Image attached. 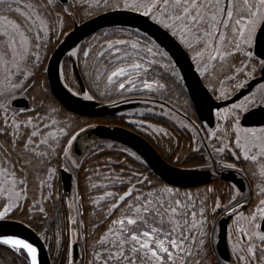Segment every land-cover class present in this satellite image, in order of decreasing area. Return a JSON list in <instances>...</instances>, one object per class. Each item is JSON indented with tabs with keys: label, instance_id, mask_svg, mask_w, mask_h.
Instances as JSON below:
<instances>
[{
	"label": "snow or ice",
	"instance_id": "obj_1",
	"mask_svg": "<svg viewBox=\"0 0 264 264\" xmlns=\"http://www.w3.org/2000/svg\"><path fill=\"white\" fill-rule=\"evenodd\" d=\"M109 12L133 13L160 36L104 31L69 52L70 63L83 60L101 96L139 94L152 105L139 116L167 117L190 133L185 152L159 122L129 121L175 145L166 149L171 175L133 167L143 161L127 149L119 150L124 159L101 158L96 141L81 153L95 125L67 117L49 93L48 52L69 21ZM172 49L197 75L210 123L197 124L188 103L178 123L170 115L171 102L188 96ZM73 71L65 65L64 87L94 100ZM190 165L214 179L190 189L182 178ZM62 172L70 195L58 193ZM222 220L226 258L218 252ZM33 226L58 264H264V0H0V248L13 264H40L25 234Z\"/></svg>",
	"mask_w": 264,
	"mask_h": 264
},
{
	"label": "water",
	"instance_id": "obj_2",
	"mask_svg": "<svg viewBox=\"0 0 264 264\" xmlns=\"http://www.w3.org/2000/svg\"><path fill=\"white\" fill-rule=\"evenodd\" d=\"M112 27L139 28L142 32L148 30L149 35H153L154 39L160 36V31H157L156 27L153 26L150 21L145 22L143 18L127 12L100 13L84 22L73 24V28L64 36L63 40L50 56L47 65L49 70L48 82L50 91L67 111L83 117L101 118L117 116L128 111L149 107L148 104L141 101L117 103H103L97 100L88 101L83 99L80 95H73L72 92H69L64 87L65 82L61 74V65L63 60L69 56L68 53L74 48L79 47L86 39L95 33ZM172 52L173 58L177 59L179 71L185 74L186 88L200 119L210 123L214 118L209 116L208 105L202 102L204 92L198 83L197 75L191 69L189 61L184 56L180 55L176 49H172ZM70 59L73 60L74 58L70 57ZM73 68L81 88L86 91L77 63L73 64ZM210 103L218 102L212 101ZM91 141L124 145L139 155L154 174L160 178H162L161 174L165 176L172 174L169 172V169L174 168V166L165 161L145 138L129 129L120 126L111 127L101 124L88 129V131L83 134V139L81 140V153L86 154L85 146L90 144ZM182 172L183 181L189 188L202 186L201 181L212 180V177L203 171L189 169L187 171L182 170ZM60 178L63 193L70 195L72 193V181H70L69 176L63 172L60 174ZM227 224L228 221L222 220L219 225L218 252L222 258H226L230 252V246L227 240ZM16 230L19 231V229ZM25 234L29 235L37 242V246L40 248V264H52L47 245L44 240L39 238L38 232H29L25 230Z\"/></svg>",
	"mask_w": 264,
	"mask_h": 264
},
{
	"label": "trees",
	"instance_id": "obj_3",
	"mask_svg": "<svg viewBox=\"0 0 264 264\" xmlns=\"http://www.w3.org/2000/svg\"><path fill=\"white\" fill-rule=\"evenodd\" d=\"M77 20L79 22H84V21H86L88 19H85V20L81 21L79 16H77ZM69 25L70 26L68 27L67 32L70 31L72 29V27H73V24L71 23V21H69ZM123 28H127V27H112V28H107V29L101 30V31L97 32L96 34L92 35L91 37H89L88 39H86L81 44V46H83L86 43H93L94 42L93 41V37H97L98 38L100 36V34L102 32H104V31H111V30L123 29ZM127 29H131V28H127ZM131 30H134V29H131ZM63 37L60 39V41L58 43L54 42V46H52L51 50L48 52V58H47V61H46V66H47V63H48V60H49L51 54L53 53L55 48L58 46V44L61 42ZM65 65H67L69 68L73 69V66L70 63V60L68 58H66L64 60V62H63L62 72L64 70ZM77 65H78V69H79L80 75L82 77L83 83H84V85L86 87V90L89 91L91 94H93L95 96V100H98V101H101V102H106V103H112L113 101H115V102L137 101V100H141L142 101V97L139 94H133V95L130 96L129 99H125V98L116 96L115 94L113 96H111V97H109V96H101L100 92L103 90L102 88L97 89L95 87V85H92L91 88L89 87L91 81L84 74L85 70H84L83 60L78 61ZM73 77L78 82L74 71H73ZM78 85H79V87H81L79 82H78ZM48 90H49V93L52 96V99L60 107V109L62 110V113L65 114L67 117H70V118L74 119L77 122H85V121H87V122H90V123H92L94 125L104 124V125H109V126H121V127L128 128V129H130L132 131H135V132L139 133L140 135H142L143 137H145L168 162L173 164V162L169 161V159H168L169 153L166 151V149L169 148V145L167 144L168 143L167 138L166 137H164V138H156V137H154V135L153 136L149 135V133L137 129L132 123L127 122V118L129 117L128 114L119 115V116H115V117H104V118H88V117L79 116V115H76V114H74L72 112L67 111L58 102V100L50 92L49 84H48ZM185 91H186V89H185ZM185 101H187V103L191 105V102H190L188 96L187 97H181L179 104H177L175 101H172L171 103L175 104V109L176 110H182L180 105L186 103ZM191 108H192V105H191ZM143 119H146L147 121H150L151 123L159 122L160 124H162V126H166L167 128H168V126H170V122L166 118L161 117V116H146V117H143ZM168 130H169V128H168ZM177 131L179 132L180 130L177 129ZM177 136L179 137V135H177ZM182 141L185 144L186 141H184V140H182ZM98 144H101V143H98ZM101 145H102V147L104 149L103 153H101V158H103L105 155H111L113 158H116L117 156H119L120 159H124V157L127 155V153H121L119 151L120 149H127L128 152L134 153L129 148H127V147H125L123 145H120V144L103 143ZM108 145H112V147L109 148ZM183 151H185V152L188 151L187 146H186V149H184ZM141 161H143V160L141 159ZM133 167L141 169V170H145L146 169L147 170L146 174H154L150 170V168L144 163V161H143L142 164H141L140 161H136L133 164ZM80 182H81V186H83V178L82 177L80 178ZM57 189H58V193L59 194H64L60 178H59V180L57 182ZM190 189L194 190L195 188H190ZM81 190L83 191V187L81 188ZM62 198H66V197L62 196ZM61 210L63 211L62 207H61ZM85 214H87V206H85ZM33 227H35V226H33ZM35 231H37L39 233L40 229L38 227H35ZM45 243L47 245L48 252H49L52 264H58V261L55 258L56 257V250H55L54 246L49 241H45ZM13 259H14V257L10 253L4 251L3 248H0V264H13ZM16 264H23V262L17 260Z\"/></svg>",
	"mask_w": 264,
	"mask_h": 264
},
{
	"label": "flooded vegetation",
	"instance_id": "obj_4",
	"mask_svg": "<svg viewBox=\"0 0 264 264\" xmlns=\"http://www.w3.org/2000/svg\"><path fill=\"white\" fill-rule=\"evenodd\" d=\"M187 91V90H186ZM188 93V92H187ZM188 97H189V100H190V102H191V105H192V108H191V110H192V112H194L195 113V116L193 117V119H196V123L197 124H199L200 123V117H199V115H198V113H197V111H196V108H195V106H194V104L192 103V101H191V98H190V96H189V94H188ZM186 103H187V101H185ZM166 111H167V109H165ZM181 112H182V110H176V109H174V111L172 112V113H170V115H173V114H175V113H178V116H180V114H181ZM197 117H198V119H197ZM165 118V117H164ZM167 119V118H166ZM168 120V119H167ZM170 122V121H169ZM154 123V122H153ZM157 123V122H156ZM156 123H154V124H156ZM207 123V122H206ZM161 126H162V124H160ZM168 128H169V131L170 132H173L174 133V135H179V140H180V145H181V147H182V150H184V149H186V146L188 145V143H189V140H188V136L190 135V133H184V132H182L181 130L178 132L177 131V129H175L174 128V126L171 124V122H170V126H168ZM179 130V129H178ZM154 137H156V138H161L158 134L157 135H154ZM168 140V139H167ZM182 140H184V141H186L185 142V144L183 143V141ZM187 143V144H186ZM168 145H169V143H167ZM175 147V145L173 144V145H169V147ZM155 148V147H154ZM156 149V148H155ZM157 150V149H156ZM158 151V150H157ZM166 160V159H165ZM167 161V160H166ZM168 162V161H167ZM170 163V162H169ZM170 164H172V163H170ZM172 165H174V164H172ZM189 169H193V166L192 165H190L189 166ZM212 179H214L213 177H212ZM227 181H225V183H226Z\"/></svg>",
	"mask_w": 264,
	"mask_h": 264
},
{
	"label": "rangeland",
	"instance_id": "obj_5",
	"mask_svg": "<svg viewBox=\"0 0 264 264\" xmlns=\"http://www.w3.org/2000/svg\"><path fill=\"white\" fill-rule=\"evenodd\" d=\"M141 112H146V110H137V111H132V112H129L128 113V118H127V122H129V121H131V120H136V119H143V117H141V116H139V113H141ZM146 116H148L147 114L144 116V117H146ZM172 116V118L174 119V120H176L177 121V123L180 121V116H178V113H175V114H173V115H171ZM165 118H167V117H165ZM168 119V118H167ZM148 122H150V121H148ZM151 123V122H150ZM133 124V123H132ZM152 124H154V123H152ZM137 129H139V130H141V131H144V132H147V133H149V135H157L156 133H153L150 129H148V130H144V129H142V128H140V127H138L136 124H133ZM167 138V137H166ZM168 139V138H167Z\"/></svg>",
	"mask_w": 264,
	"mask_h": 264
},
{
	"label": "bare ground",
	"instance_id": "obj_6",
	"mask_svg": "<svg viewBox=\"0 0 264 264\" xmlns=\"http://www.w3.org/2000/svg\"><path fill=\"white\" fill-rule=\"evenodd\" d=\"M229 242V241H228Z\"/></svg>",
	"mask_w": 264,
	"mask_h": 264
}]
</instances>
